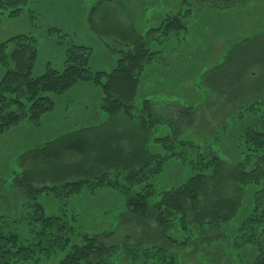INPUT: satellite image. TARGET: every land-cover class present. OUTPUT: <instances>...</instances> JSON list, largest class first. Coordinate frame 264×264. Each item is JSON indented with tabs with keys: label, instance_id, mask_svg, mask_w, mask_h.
Here are the masks:
<instances>
[{
	"label": "rangeland",
	"instance_id": "1",
	"mask_svg": "<svg viewBox=\"0 0 264 264\" xmlns=\"http://www.w3.org/2000/svg\"><path fill=\"white\" fill-rule=\"evenodd\" d=\"M223 5L227 4L197 0H0V43L19 34L35 38L34 75L44 73L48 66L62 69L73 45L88 48L93 71H112L123 53L134 49L137 37L154 52L137 75L136 108L131 117L110 116L100 87L80 81L53 96L54 110L40 120L22 121L0 134V232L17 234L27 243L38 230L31 220L37 201L46 215L69 220L78 234L115 246L112 264H261L257 246L241 243L244 233L237 232L236 216L211 227L196 226L190 216L188 229L169 216L164 228L154 208L140 217L126 208L125 195L118 187L96 185L103 173L106 181L125 183L128 169L103 163L114 160L116 154L128 156L141 138L148 140L150 153L167 154L155 138L171 133L169 121L178 124L183 138L217 154L229 168L242 162L245 170L252 171L259 164L255 159L246 161L238 141L247 126L264 128V0L236 1L227 6L229 11L240 6L248 9L228 13V18L216 17L217 6ZM173 16L189 23L186 38L184 28L166 32L164 25ZM120 19L125 26L133 25L130 31L122 25L128 29L127 40L119 38ZM217 20L234 25L230 29L235 33L243 29L245 38L226 46V37L215 31ZM180 33L186 40L176 48ZM3 75L0 63V81ZM147 98L158 120L145 133L140 109ZM252 105L258 108L247 110ZM141 133L144 137H139ZM79 137L87 141V153L68 151L53 163L47 159L46 153L59 141ZM51 164L60 172L81 166L93 174L79 191L64 188L65 182L53 175L39 183L41 172L49 171ZM192 172L188 160L169 158L155 177L156 186L180 185ZM25 175L34 177L36 188L56 187V191H43L30 200L17 183ZM69 178L79 181L86 176ZM249 185L250 191L242 194L241 213L251 199L253 184ZM57 258L40 254L38 261L13 264H56Z\"/></svg>",
	"mask_w": 264,
	"mask_h": 264
},
{
	"label": "trees",
	"instance_id": "2",
	"mask_svg": "<svg viewBox=\"0 0 264 264\" xmlns=\"http://www.w3.org/2000/svg\"><path fill=\"white\" fill-rule=\"evenodd\" d=\"M197 1H217L231 5L239 0ZM164 27L169 34L185 28V24L181 17L173 16L167 19ZM134 42V49L124 52L110 72L91 70L88 48L73 45L67 50L62 69L48 66L40 75H34L38 57L35 38L29 34H19L1 42L0 63L4 75L0 81V134L22 121L40 120L54 110L53 96L64 93L80 81H91L100 87L103 106L110 116L122 113L131 117L136 108L139 87L137 75L154 56L142 37H137ZM141 105V130L146 133L148 127H152L158 119L155 118L153 102L149 98ZM257 108V105H252L247 110L254 111ZM169 122L171 133L155 138V142L167 154L150 153L146 149L148 140L146 137L141 138L128 156L116 154L117 158L103 163L110 166L119 164L128 169L129 173L123 179L125 183L106 181L103 173L96 180V185L118 187L125 195L126 208L140 217L148 215L154 208L158 213L157 221L164 228L169 223V216H173V221H179L185 229H188L190 216L193 218L192 223L200 227H211L217 222L227 223L236 216L237 232L244 233L241 243L256 245L261 257L257 260L264 264V128L247 126L239 138L238 147L242 148L246 161L255 159L259 162L252 171H247L242 162L229 168L217 154L208 153L200 145L183 138L176 122ZM145 133L139 137H144ZM85 142L81 137L73 140L65 138L57 146L51 147L46 153L49 157H46L51 162H59L63 153L68 151L87 153L89 150ZM103 157L100 156L97 162H102ZM173 157L188 160L193 172L180 185L158 189L155 177L160 174L166 161ZM77 167L60 172L51 164L49 171L41 172L39 183H44L47 176L53 175L58 182H65L64 188L79 191L93 173L90 169ZM74 175H84L86 179L67 181ZM17 183L23 186L25 195L32 201L43 191H56V187L36 188L31 175H25ZM249 184H253L251 199L245 213H241V208L245 206L242 194L247 189L250 191ZM35 203L37 213L31 220L36 223L38 230L28 238L27 243L17 234L0 232V264L38 261L40 254L58 257L56 264H112L109 261L113 260L117 250L115 246L99 243L96 236L78 234L69 220L67 222L62 216L46 215L43 207L37 201Z\"/></svg>",
	"mask_w": 264,
	"mask_h": 264
},
{
	"label": "crops",
	"instance_id": "3",
	"mask_svg": "<svg viewBox=\"0 0 264 264\" xmlns=\"http://www.w3.org/2000/svg\"><path fill=\"white\" fill-rule=\"evenodd\" d=\"M217 2V1H216ZM200 3V2H199ZM207 3V2H206ZM221 3V2H220ZM223 6H225V8H221V7H219V6H217V13L215 14L216 15V17H218L220 14H222V15H225L227 18H228V13H236V11H240V10H246V9H248V8H244V6H240V7H238L237 9H235V10H233V11H229V9L227 8V6L228 5H223ZM231 9V8H230ZM227 10V11H226ZM217 22H218V24H214V25H216V29H215V31L216 32H221L222 33V35H223V38H224V36L226 37V40H225V43H226V46L227 45H229V44H232V43H234V42H236V43H238L239 42V38L242 36V38H245L244 36H245V33H246V31H245V33H243L244 31H243V29H239L238 30V32L237 33H235L234 32V30H232V29H230V26H234V25H230V24H228V23H226L225 22V24L224 23H222L220 20H217ZM120 23L121 24H118V26L120 27V33H121V37H119L121 40H127V38H128V35H127V32H128V29L130 28L129 26H127L128 27V29L127 28H123V26H125L124 24H123V22H122V20L120 19ZM136 23V22H135ZM83 25V24H82ZM123 25V26H122ZM125 26V27H126ZM133 27V25L131 26V28ZM188 27H189V23L188 22H186V25H185V28H184V36H185V38L187 37V31H188ZM130 28V29H131ZM241 28H243V27H241ZM130 29H129V31H130ZM125 31H127V32H125ZM183 31V30H182ZM243 31V32H242ZM242 34H244V35H242ZM184 40H186V39H184ZM183 40V36H181V33L179 34V37H178V39H177V46H176V48L178 47V46H180V43L182 42V41H184ZM242 40H244V39H242ZM80 44H84V43H80ZM237 47H239V46H237ZM236 47H233L232 48V50H234ZM228 49V48H227ZM227 49H225L224 48V50H226L227 51ZM179 50V49H178ZM231 50V51H232ZM177 51V50H176ZM176 51H174V52H172V53H175ZM177 55V54H176ZM174 57H176L175 55L173 56V58ZM87 83V82H86ZM78 85V84H77ZM74 88V87H73Z\"/></svg>",
	"mask_w": 264,
	"mask_h": 264
}]
</instances>
